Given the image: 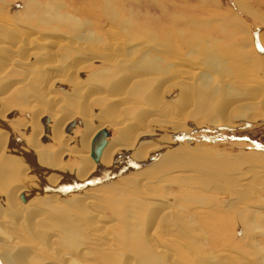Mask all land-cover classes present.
I'll return each instance as SVG.
<instances>
[{"label": "bare ground", "instance_id": "1", "mask_svg": "<svg viewBox=\"0 0 264 264\" xmlns=\"http://www.w3.org/2000/svg\"><path fill=\"white\" fill-rule=\"evenodd\" d=\"M100 1L109 4L112 0ZM118 13L111 12L113 20L114 18L119 20ZM130 22L132 21L128 19L123 25L120 24L122 22L118 24L120 28L125 29L132 25ZM68 23L74 27L82 26L80 22ZM23 33L17 32L23 42H19V39L14 40L17 37L16 34L8 36L7 44L14 45L12 49L5 48V43L0 42V79H3L0 80L3 82L0 83V103L7 102L5 107L0 104V170L7 175L3 176V173L0 175V259L2 264H28L29 258L35 259V264L48 260L52 264H92L97 258L99 261L100 255L104 252L116 248L113 247L112 236L108 232L109 227H113V223L117 222L115 219L122 226L120 236L121 240H124L121 241V249L133 254V260L124 259L125 262L121 264H197L198 261L200 264H206L203 260V256L206 257V255L202 253L201 245H198L197 241L194 242L195 240H190L192 229L190 223L185 220L184 214L174 209L167 199L162 200L161 194L158 195L163 193L162 185L168 182L164 181V178L169 177V174L173 172L179 174H173L169 179L181 178L180 188H183L181 185L187 188L186 184L189 183L188 170L185 169L183 162L176 163L173 158L162 157L163 151L172 147L167 146L165 141L170 140L166 137L167 135L158 130V127L165 126L170 131L179 132L174 133L179 136L180 133L190 131L188 126L184 127L183 124L190 123L194 114H199V118L197 121L192 120L193 127H236L237 122L254 124L264 120V83L263 87L260 85L261 82L256 84L260 90L256 89L257 87L242 84L240 87L243 90L241 88H239L241 91L238 90L241 94H239L240 99L237 97L239 95L231 89H228L226 94L223 89L227 81L233 82L228 80L231 76L236 79L237 86L243 78L244 82L246 79L250 80L249 76L245 75L246 72L242 75L243 70L240 72L239 66L236 65L240 57L248 62L264 63V52L259 56L254 53L256 59H250V54L247 53L237 52L240 57L239 55L234 57L232 53L229 55V52H226L225 55L230 57L227 61L230 64L229 67L236 69V72H233V69L227 65H225L227 68L224 66L225 59L221 60L225 55L217 56L214 54L215 51L211 53L208 47L201 46L200 52L205 54L203 56L205 60L202 59L203 64L213 61V64L207 65L209 66L207 69H210L209 71H212L214 75L210 77L208 73H205L206 70L202 71L201 65L185 60L184 57L173 61L171 58L174 55L170 56L171 54L166 53L167 50L164 49L165 58L161 57V60L166 61L167 64L158 63V59L152 58L153 56L143 55L135 59L133 55L137 52L141 55V50L132 52L130 49L133 45L128 39L122 47H118L117 42L115 48L113 44L105 42L102 45L93 40L87 42L86 39L89 38L80 37L78 43L74 42L76 40H71V46L66 45L70 44L69 41L57 42L55 49L50 53L45 50L54 45L52 41L55 38L52 41L34 37L28 39ZM93 39L96 38L93 37ZM259 41L264 49V34L259 35ZM245 42L247 40L237 44L234 42V44L241 49L243 45L248 46ZM240 44L243 45L240 46ZM61 48L76 52L73 60H66L71 62L69 66L64 65L66 62H62ZM87 53L90 54V58L86 57ZM94 63L107 65L109 69L99 73L94 72V76L90 73L85 81L81 82L83 80L78 79L76 74L84 68L90 69ZM222 64L226 72H224L225 69L224 71L221 69ZM242 65L244 68L246 63ZM60 71L62 75H58ZM11 72H15V75H11ZM30 74L43 76L48 74L50 78L48 81L41 80L33 89L30 87L26 90L32 85V81L29 80ZM117 74L120 75L118 78H116ZM259 74V77H263L264 70ZM212 78L215 82L222 83H219L220 88L212 83ZM60 82L71 85L70 94L66 91L58 93L59 91L53 90ZM85 82L93 84L86 87ZM1 84H3L2 87ZM10 88V92L4 94L5 89ZM88 89L93 91L86 94ZM174 92L175 97L171 98L170 94ZM15 96L21 97L20 100H16ZM31 100H34L37 105ZM41 103L45 106L42 107ZM49 104L51 105L48 106ZM94 107L99 109H93ZM182 109L187 110L182 111ZM12 110L26 111L30 114V124L34 130L28 136V143L20 139L25 138L23 134L20 135V131L25 128V122L10 120L17 115L11 112ZM209 112L215 114L213 121L207 118ZM47 114L52 121L45 116ZM43 117H47L49 121L46 143L41 141ZM6 118L9 120L5 121ZM105 127L117 130V136L92 147L96 137L99 141H103L99 132ZM181 136L184 137V135ZM178 139L181 138L178 137ZM54 142L57 143L56 147ZM251 155L249 156L252 159L262 160L258 153ZM157 156L161 157L152 162ZM65 157L69 160L74 159L75 163L63 162ZM137 165H139L138 168L145 165L149 167H146L147 170L129 172V169ZM196 174L202 178H204L203 175H207L205 172ZM118 179L124 181L126 186H117L112 182ZM209 180L206 179L205 183L213 182H208ZM248 184L251 186L250 182L246 186L242 184L246 192L249 188ZM194 185L199 186L198 183ZM129 187H132L131 191ZM183 191H179V196L183 195ZM108 194L111 195L110 201L113 199L116 204L111 209L117 218L106 220L101 218L103 214L100 212L105 211L103 209L105 204H101V200H104ZM27 196L32 198V201L24 206ZM139 196L144 200L149 196L154 198L152 202L148 200L143 203L151 207L145 221V231L139 233L137 229L134 234L132 232L127 234L126 228L134 223L130 221L133 218L132 209L129 210L125 204L128 200ZM190 199L188 201L186 199L184 203L187 204L184 207L194 206L193 203L188 204ZM118 202H122V207L118 205ZM94 204L96 205L93 206ZM134 205L130 203L129 206ZM166 218L172 219L177 224L175 231L181 238L179 240L177 238L175 245L173 242L177 235L169 234L168 230H164L161 226V223L164 224L167 220ZM217 220L213 223L215 225L218 223V229H214L212 233L214 238L219 237L221 233L227 234V238L231 237L232 233L225 219L219 216ZM242 231L246 232L242 234L243 236L251 235V229L244 225ZM125 235H128L127 238ZM222 235L219 239L227 242ZM59 241H62L65 253L57 248ZM163 242L169 246L162 245ZM252 243L255 244L251 241V245ZM159 245L163 246L164 251ZM35 247L39 249L38 252L34 250ZM236 247L233 245L232 248L235 250L230 248V251L236 252ZM254 249L255 252H250L254 254L255 260L258 261L264 257V252L262 254L264 249L258 248L256 244ZM164 253L169 260L164 259L163 256L161 258ZM223 254L224 252L219 257ZM73 258L74 261H72ZM234 259L237 257L234 256ZM98 261L96 262L99 263ZM257 261L258 264L264 263ZM104 263L107 264L105 261Z\"/></svg>", "mask_w": 264, "mask_h": 264}, {"label": "rangeland", "instance_id": "2", "mask_svg": "<svg viewBox=\"0 0 264 264\" xmlns=\"http://www.w3.org/2000/svg\"><path fill=\"white\" fill-rule=\"evenodd\" d=\"M87 1L0 0V42L5 43V48L8 47V49H12L14 45L7 44L8 36H15V34L17 35V32L20 34L24 32L23 34L27 35L28 39L34 37L36 39L40 38L41 40L52 41L55 38L52 41V44L54 45L48 47V50L47 48L45 50L46 52H52L55 49L54 47L57 42L61 43L76 40L74 42L78 43L80 42V37L89 38L86 39L87 42L93 40L101 43L102 45L103 43L105 44V42L110 45L113 44L115 48L118 43L119 44L117 46L122 47L123 43L130 40L133 45L130 50L132 52L141 50L142 53L140 55V52H137V54L133 55L135 59H138V57H142L143 55L149 57L153 56L152 58L158 59V63L167 64L166 61H163L161 59H164L165 54L169 52L171 54L170 56L174 55L171 58L173 61H175L174 59L184 57L183 59L185 60L187 59L192 63L201 65L200 68H202V71L206 70L205 73H208L210 77H213L214 75L213 72L209 71L210 69L208 70L207 68H209V64H213V61L211 63L209 61V63L207 62V64H203L202 59L204 58L205 60V57H203L205 54H202L200 52L202 48L201 46H205V48L208 47V49L211 50V53H214L215 51L214 54L217 56L225 55L226 52H229V55L232 53V56L236 57L239 55V53L237 52H241L242 54H250V59H256L254 53L259 56L264 52L262 44L259 41V35L264 34V0H112L109 1V4H105L106 2L103 0V2H101L100 0H98V2L97 0ZM115 11L117 13L119 12V20L115 18L114 20L112 19L113 15L111 14V12L114 13ZM128 19L132 21L130 22L132 23V25L130 27H126L125 29L120 28L118 22H122L120 24L123 25ZM68 22H80L82 23V26L80 28L74 27ZM19 35H17L14 40L19 39V42H23V39ZM93 37H95L96 39H93ZM246 40L247 42L245 43L248 45L247 47L243 44H240V46L243 45L240 49V47H236V45L234 44V42L237 44L241 41ZM71 43L72 42H70V44L67 43L66 45L71 46ZM166 47L168 49H166ZM95 48L98 49V47ZM111 49L114 50V48ZM163 49L167 50L165 51L166 53L163 51ZM76 50H78V48H76ZM61 52L63 57L62 62H66L64 65L69 66L71 62L69 63L67 61L69 59L73 60V57L76 56V52L69 51L68 49L64 50V48H61ZM108 52H110V50H108ZM89 56L90 54L87 53L86 57ZM229 59L230 57L228 58L227 55L221 58V60H224V66L227 65L229 67L230 64L227 63ZM242 59L243 58L240 57L236 61V65L239 66V71L243 70L242 75L245 72L248 73H245V75H247V77L249 76L248 78L250 80L246 79V81L244 82L245 79L243 78L238 84V87L236 85V79L231 76L228 80H233V82L231 83L230 81H227L223 86L225 94L228 89H231L239 95L240 92L238 93V90H243L240 87L242 84L256 88V84L261 82L260 85L261 87H263L264 76L259 77V73L264 70V63H256L254 61L248 62L245 61L246 59ZM243 63H246V65H244V68L242 65ZM259 63H261L262 65ZM92 65L93 66L90 69L84 68L76 74V77L78 76V79L83 80L81 82H84L86 77L90 73L94 76V74L99 73V71H108L109 69L107 65H99L98 63H94ZM204 65L206 68L203 67ZM224 66L222 64L223 68L221 69L223 71L225 67L227 68V66ZM231 66L234 67V65ZM229 68L233 69L232 67ZM226 71L227 70L225 69L224 72ZM233 72H236V69ZM10 74L15 75V72H11ZM62 74L63 73L61 71L58 73V75ZM119 76L120 75L117 74L116 78H118ZM49 78L50 76L48 74L45 76L40 74H30L29 80L32 81V85L28 86L26 90L30 87V89H33V87L41 82V80L48 81ZM222 79L224 80L223 77ZM211 81L212 83H215L218 88L221 87L220 84L222 83L219 82V84L218 82H215L213 78L211 79ZM85 84H87L86 87H88V85L90 87L93 83L85 82ZM2 86L3 84H1V87ZM25 86H27V84H25ZM239 88H241V90ZM70 89L71 85L67 82H60L59 85L56 86V88H53L54 91H59L58 93L66 91L68 94H70ZM256 89L260 90L258 87ZM10 90L11 88L5 89L4 94L9 93ZM88 90L89 91H87L86 94H90L91 91H93L92 89ZM170 95L171 98L172 96L175 97V92ZM240 95L237 96L239 99L241 98ZM15 97L17 98L16 100H20L21 98L17 96ZM31 101L35 103L34 100ZM6 103L0 104L2 107H5L7 106ZM35 104L37 105V103ZM41 105L42 107L45 106L44 103H41ZM50 105L51 104H49L48 106ZM95 108L99 109L98 107H94L93 109ZM185 110L187 109H182V111ZM11 112H14L18 116L16 115L14 117H11L10 120H14L19 123L25 122V128L20 131V135L23 134L25 138L20 139L23 141L26 140L25 142L28 143V136H30L34 130L33 126L30 124V114L26 111L12 110ZM45 116H48L50 118L48 114ZM214 117L215 114L213 112H209L207 114V118L209 121H213ZM198 118L199 114H194L192 120L197 121ZM7 120L9 119L6 118L5 121ZM49 120L52 121L51 118ZM76 120H79V118H76ZM192 120L189 121L190 123L183 124L184 127L188 126L187 128H189L190 131L188 130V132L184 134L180 133L179 136L174 135V133L179 132L170 131L165 126L158 127V130L165 134V136L167 135L166 137L170 140L165 141L168 144L167 146L172 147L168 148L167 150L165 149L166 151H163L162 157H167L169 159L173 158L176 163L183 162L185 169L188 170L187 176H189L187 177L189 182L188 184H186L187 188H184L185 185H181L183 188H180L179 181H181V178H177V180H175V178L169 179L173 174L179 173L173 172L169 174V177L164 178V181L168 182L165 183L166 185L163 184V187H161V192L163 193H158V195L161 194L162 200L164 198L167 199L174 209L178 210L179 213L184 214L185 220L190 223V227L192 229L190 240H195L194 242L197 241L198 245H201L202 253L206 255V257L203 256V260L206 264L209 261L210 262L208 264H234L236 262L239 264H258L256 263L257 260H255L254 258V254H251L252 252L250 251L255 252V244L258 248L264 249V120H260L254 124H242L237 122L235 125L236 127H193ZM77 124L79 125V122ZM78 125L76 126L78 127ZM116 132L117 130L105 127L99 132V134H101V140L103 141H99L97 137L96 140H98L100 142L99 144L101 145L103 144L102 142H105L107 139L116 137ZM181 135H184V137H182ZM178 137H180L181 139L179 140ZM53 144L54 147H56L57 143L54 142ZM252 153H258L261 156L262 160L257 161L255 160L256 158L252 159L250 157L252 156ZM160 157L161 156H157V159L154 158L152 162L158 160ZM68 160L69 159L65 157L62 161L71 164L75 163V160L72 158L71 160ZM135 160L136 158L134 159V161ZM137 160H139V158ZM180 165L182 166V164ZM138 166L139 165L129 169V172L139 171L146 169V167H149V165H145L139 168ZM197 172H201V174L205 172L207 173V175H203L204 178H202V176L199 177V174H196ZM2 173L3 172H1L0 170V175ZM2 175L7 176L4 173ZM206 179H210L208 182L213 181L214 185H212L213 182H210V185L208 183H205ZM112 182L117 186H126L125 182L120 179L116 181L114 180ZM249 182L251 183V186L250 184H248L249 188L247 190V193L242 187V184L246 186V184ZM197 183L200 187L194 185ZM131 188L129 189V191L132 190ZM1 190H3V188ZM182 190H184L183 195L179 196L178 193L179 191L182 192ZM141 196H143V194ZM141 196L136 199H130L125 204V206L129 208V210L132 209L133 218L130 221L135 224V226L134 224H132L128 228H126L125 232L127 234H129L130 232L134 234L137 229L139 233H144L145 231V221L148 218L147 216L149 215V209H151V207L150 205H145L143 203L148 202V200L152 202L154 198H151V196H149L148 198H146V200H144L141 198ZM110 197L111 195L108 194L104 200H101V204H105L103 209H105L106 211L100 212L103 214L101 215V218L106 220L117 218L113 213V209H111L112 207H115L116 204L114 203L113 199H111L110 201ZM119 198H121V196H119ZM186 199L187 201L190 199V202L188 204L193 203L194 206L190 205L189 208L184 207L187 204L184 203ZM30 201H32V198L28 197L27 202H25L24 206H26V204ZM121 203L122 202H118V205H121L122 207ZM130 203H134L135 205L129 206ZM95 205L96 204H94L93 206ZM185 208L186 210H184ZM146 209L147 211H145ZM219 216H222L225 219V223L227 226L229 225L231 230L229 231L232 233V236L230 237L228 235V238L226 236L227 234L222 235L221 233L222 238H225L227 242L219 239L221 235L214 238L212 234L214 229H218V223L216 225L213 223L215 222L214 220H217ZM166 219L167 222L164 221V224L163 222L161 223L163 229L168 230L169 234L174 235L175 233L177 235V232L175 231L177 229V224H175L172 219ZM234 219L235 221H233ZM115 221L117 222L113 223V227H109L110 230L108 232H110V235L112 236L111 239L113 247L116 248H113L110 251H106L107 253L104 252L102 255H100L99 261L98 258L96 259V261H98L100 264H105L104 261L107 264H121L128 259L133 260L132 252L128 251V254L127 250H122L120 247L121 241L124 240H121L120 236L122 234V226L118 223L119 221L117 219H115ZM243 225L248 229H251V235H242L246 234L245 231H242ZM127 236L128 235H125V238H127ZM178 236L179 235H177L176 238L174 237V245L176 244L177 238L178 240L181 238L180 236ZM141 239L143 238L141 237ZM161 239L164 238L161 237ZM251 241L255 242V244L252 243L251 245ZM163 243L164 244L162 245H165V242ZM62 244V241H59L57 244V248L63 251ZM162 245H159V247L162 248ZM233 245L235 247L237 246L236 252L230 251V248H232ZM165 246L169 245L166 244ZM34 250L36 252L39 251L37 247H35ZM162 250L164 251L163 248ZM65 252L66 251L64 250L63 253ZM221 252H224V254L219 257V255L222 254ZM263 252L264 250H262V254ZM71 256L75 257L72 254ZM162 256L164 259L169 260V257L166 253L162 254L161 258ZM234 256L237 257V259H234ZM263 259L264 257L260 258L258 261L263 263ZM74 260L75 259L73 258L72 261ZM96 261L92 264H99ZM0 264H2L1 259ZM28 264H35V259L33 260L32 258H29ZM39 264L52 263L48 260L47 262L41 261ZM197 264H200V261H198Z\"/></svg>", "mask_w": 264, "mask_h": 264}, {"label": "water", "instance_id": "3", "mask_svg": "<svg viewBox=\"0 0 264 264\" xmlns=\"http://www.w3.org/2000/svg\"><path fill=\"white\" fill-rule=\"evenodd\" d=\"M48 122H49V121H48V118H47V117H43V118L41 119L42 130H43V137H42L41 141H42L43 143L48 142V139H47V137H46V135L49 134ZM99 143H100L99 141L94 140V141L92 142V147L98 145ZM93 184L95 185V183H93Z\"/></svg>", "mask_w": 264, "mask_h": 264}]
</instances>
